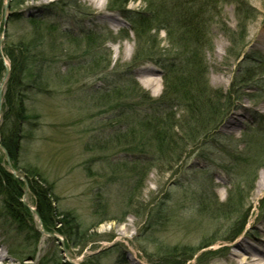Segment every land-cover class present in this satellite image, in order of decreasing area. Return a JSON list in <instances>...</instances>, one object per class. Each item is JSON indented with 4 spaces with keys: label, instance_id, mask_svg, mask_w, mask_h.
I'll list each match as a JSON object with an SVG mask.
<instances>
[{
    "label": "rangeland",
    "instance_id": "rangeland-1",
    "mask_svg": "<svg viewBox=\"0 0 264 264\" xmlns=\"http://www.w3.org/2000/svg\"><path fill=\"white\" fill-rule=\"evenodd\" d=\"M113 1L0 0V52L9 69L4 50H13L25 40L32 31L27 22L32 17L56 24L67 50L60 52L57 46L54 61L29 55L28 69L19 79L25 83L12 88V94L24 93L30 118L22 124L17 164L0 144V176L7 171L20 180V201L26 209H34L35 198L23 168L36 169L52 184L56 212L71 213L80 231L86 233L84 244L75 246L57 221L61 216L41 232L29 209L31 218L18 209L24 221L19 225L6 209V196L0 195V250L5 255L0 264H54L61 258L74 264H232L230 259L242 253L238 243L254 250L264 263V242L260 240L264 231V205L260 203L264 197V141L260 138L264 133L257 131L260 136L253 141L259 150L249 153L243 149V133L252 134L250 128L264 130V0H245L249 12L238 17L235 2L241 0H223L215 11L207 12L209 44L193 53L202 58L204 51V64L194 62L199 67L195 76L201 73V79L206 67L211 99L221 110L213 117L207 137L190 146L180 161L157 159L150 166L145 161L146 170L140 167V161L146 159L143 154L127 152L115 139L150 110L136 100H122V109H102L97 96L129 77L154 100L163 91L172 92L177 83L185 85V80L164 82L161 78L172 58L177 66L188 58L185 48H176L175 41L167 39L165 29L185 19L190 11L198 13L197 2L128 0L123 7ZM16 2L21 4L16 6ZM149 6L154 7L157 19L149 34L155 40L146 52L158 59V64L133 63L139 45L131 26L139 14H149ZM115 7L124 8L125 13ZM100 15L110 19L102 22L97 19ZM88 31L97 36L91 52L74 50L67 43L69 37L61 34L79 36ZM63 54L79 59L63 58ZM94 58L100 66L110 59V67L88 74L85 69L70 72L73 64L84 65ZM3 76L0 133H7L14 115L6 110L9 75L1 87ZM191 91L198 93L195 88ZM233 91L237 97L231 98L232 113L219 124L222 108L229 103L227 94ZM162 111L157 109L154 115ZM183 112L181 108L179 114ZM143 178L142 185L135 188ZM228 198L243 205L239 214L224 218L218 211L217 215L210 213ZM243 221L245 229L237 237ZM32 228L39 233L36 240ZM206 243L210 246L202 248Z\"/></svg>",
    "mask_w": 264,
    "mask_h": 264
},
{
    "label": "trees",
    "instance_id": "trees-1",
    "mask_svg": "<svg viewBox=\"0 0 264 264\" xmlns=\"http://www.w3.org/2000/svg\"><path fill=\"white\" fill-rule=\"evenodd\" d=\"M195 1L197 3L195 2L196 4L194 6L198 13H195V11H190L185 15V19L178 20L176 25L166 26L165 29L167 39H171L172 41L174 40L175 45H177L176 48H185L183 53L186 52L185 54L188 55V58L187 61L185 60V62L182 60L180 66H177V64L174 62V59L172 58L168 65L164 67L163 80L164 82H173L175 79H179V82L185 80V85H180V83H177L175 84V89L172 92L163 91L159 99L154 100L150 94L143 91V89H141L139 85L133 79H131V77H129L120 86L107 91L105 94L100 93V95L97 96V100L103 103L102 107H100L102 109L109 106H112L111 109H122V100L126 102L136 100L138 105L143 107V109L146 108L150 110L148 114H145L142 117L140 116L141 119L138 121V123L132 124L128 132L115 139V142L121 143L123 149H126L127 152L131 154L141 152V154H143L142 158L146 159H142L140 161L142 162L140 164L141 170H146L144 164L145 161H147V165L149 166L153 161H158L157 159H164L170 163H177L180 161L190 146L196 145L199 140L205 139L207 137L213 117L215 114L217 115V113H219V110H221L219 109L218 102L211 99L209 82L208 79H206V67L203 71V76L201 79L199 78L200 81L198 80V77L202 74L200 73V75L195 76L199 67H196L197 64L194 62L200 60L204 64V51L202 53V58H199L200 56H198V54L194 55L193 53L196 50H202L203 48L205 49L209 44V26L205 15L207 12L217 8V3L219 4L223 0ZM127 3L128 0H123L122 2L119 0L113 1V4H116L117 6L122 5L123 7ZM19 4H21V2L15 3L16 6ZM235 4L237 17L240 16L242 12H249V9H245L247 5L245 0L236 1ZM153 8L154 7L149 6L147 9L149 14H139L138 18L132 24V31L136 37L135 43L139 45V48H136L137 53L133 57V63L152 61L158 64V59H152L151 56L146 52L147 45H149L150 41L153 42L155 40L153 36H149V34L156 27L153 25L157 19V17H153ZM114 9H117L121 12L124 11V8L122 7H115ZM27 22L30 25V29L32 30H30V34L24 38L25 40H23V42L20 41V44H18L17 47L13 48L14 51L12 50V47L4 50V53L11 64L9 77L6 81L5 106L9 114H12L13 112L14 120L12 128L7 133L5 131L0 133V144L6 150L11 162H14L15 164L18 162V142L22 136V134L20 136V132L22 133L23 129L22 124L30 117L27 115L24 93L19 91L12 94V88H14L16 85H19L20 87L24 85L25 82L19 79H21V76L24 75L28 69L27 60L29 59V55L40 56L42 59L43 56L52 57L50 61H54L55 58L53 57L57 58L55 55V52L58 51L57 46H60V52H67V50H64L63 48V43L60 42L61 37H59V28L56 24L49 23L42 18L36 17L29 18ZM239 30L241 31L240 26ZM61 34L69 37L67 38V43L76 51L84 50L86 52H91V48H93L97 43V36L89 31L79 36H72L66 33ZM27 38L30 40H26ZM47 39H49V42H47ZM63 58L74 60L79 59L72 58V56L66 57L65 55ZM110 64L111 61L109 59L104 61L102 66H100L99 60L94 58V60L91 59L90 63L87 62L84 65L73 64L71 66L70 72L76 70L79 72L83 69L86 70L84 71L86 74L99 72L108 69ZM178 68L179 71H177ZM4 71L5 69L0 59V73L3 74ZM36 77H40L39 73L36 74ZM196 83H198V87L195 86ZM192 88H195L196 92L198 90V93L193 94L191 91ZM235 93L236 92L233 91V94H227L229 96V103H226L224 108H222V112L219 115L218 120L219 124L224 120L230 110L232 105L231 97H237ZM153 104L156 107V110L163 109L162 114L154 115L156 114V110L152 106ZM181 108L184 112L179 114V110ZM124 109H126V107H124ZM214 130L215 129L211 131L213 132ZM254 132L255 133L252 134L245 133L243 137L245 139L243 149L245 148L246 152L249 151V153L254 150H259L257 144L255 145L253 141L260 135L257 134L256 131ZM260 140L264 141V137L261 136ZM133 165H135L134 171H136V163ZM23 169L29 191L35 198V209L41 220L44 230H49V227H52L53 221L56 219V217L61 216L57 221L62 223L61 226L63 233L71 240L73 244H75V246L84 244L86 240V233L80 231L75 217L69 212H56L55 207H53L52 202L53 200H56V198L52 194V184H48L46 180H44L38 174L36 169L31 167H24ZM143 181L144 178L136 184L135 188H139ZM22 185L23 183L16 179L11 173L7 171L1 172L0 195L6 196V209L8 210V213L11 215V217L19 225L23 224L24 221L21 216L18 215V209H21L25 215L31 218L29 210L26 209L20 201L23 196ZM236 186L238 187L240 185ZM260 203L264 205V198ZM241 207H243V205L241 206L238 203H232L231 199L228 198L225 203L218 204L217 208L213 207V210H211L210 213L217 215L216 212L218 211L219 216L230 218L239 214ZM248 208L250 209V206ZM248 210H246V212ZM243 223V226H241L240 230L236 233V236L243 230L245 221H243ZM24 226L26 225L24 224ZM31 231L35 237L32 238L36 240V238L39 237V233L35 228H32ZM205 246H210V244L207 245L206 243L202 248ZM177 252H179V250H176V253ZM181 252L184 254L185 249H181ZM54 264L70 263L64 261L61 258L54 262Z\"/></svg>",
    "mask_w": 264,
    "mask_h": 264
},
{
    "label": "bare ground",
    "instance_id": "bare-ground-1",
    "mask_svg": "<svg viewBox=\"0 0 264 264\" xmlns=\"http://www.w3.org/2000/svg\"><path fill=\"white\" fill-rule=\"evenodd\" d=\"M97 19L104 22L110 18H107V16L100 15L97 17ZM142 84L144 86H147V84H150V83L142 82ZM260 236H261L260 240L264 242V231H261ZM238 248L242 251V253L235 254L237 256L235 258L233 257L230 259L232 264H264L262 260L259 258L258 254L254 250L248 249L247 246H243L241 243H238ZM4 259H5V255L0 250V261H3Z\"/></svg>",
    "mask_w": 264,
    "mask_h": 264
},
{
    "label": "water",
    "instance_id": "water-1",
    "mask_svg": "<svg viewBox=\"0 0 264 264\" xmlns=\"http://www.w3.org/2000/svg\"><path fill=\"white\" fill-rule=\"evenodd\" d=\"M5 23H4V28H3V31H5ZM0 54H1V52H0ZM7 74H8V68H6L5 69V76H4V78H3V81L5 80V78L7 77ZM34 211V210H33ZM37 224H38V226L39 227H41V222L39 221V220H37Z\"/></svg>",
    "mask_w": 264,
    "mask_h": 264
}]
</instances>
